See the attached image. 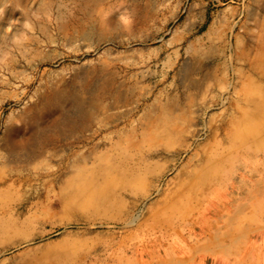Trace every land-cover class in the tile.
I'll return each instance as SVG.
<instances>
[{
  "label": "rangeland",
  "instance_id": "1",
  "mask_svg": "<svg viewBox=\"0 0 264 264\" xmlns=\"http://www.w3.org/2000/svg\"><path fill=\"white\" fill-rule=\"evenodd\" d=\"M39 1L0 0V264H264V0ZM189 42L226 51L205 125L166 105Z\"/></svg>",
  "mask_w": 264,
  "mask_h": 264
},
{
  "label": "bare ground",
  "instance_id": "2",
  "mask_svg": "<svg viewBox=\"0 0 264 264\" xmlns=\"http://www.w3.org/2000/svg\"><path fill=\"white\" fill-rule=\"evenodd\" d=\"M39 2L41 5V9L43 11L48 10V8L52 6V4L55 5L57 14L55 16V13H53V12H52L53 14L50 13L49 14L50 19H54V20L58 21V19H61L64 16V12L62 9L65 7L66 0H54V2L52 4H51V0L50 1L49 0H40ZM204 21L205 20L203 17L201 19V21H199V22H193L192 21L189 23H185L183 26L184 27V35L182 36L181 40H185L186 38L190 37L194 33V31L203 24ZM213 30H214V23L212 22L208 26V30H207L208 34L212 33ZM227 36H228V34H224L223 36L219 37V40H218V42H220L221 46H224V48L228 44ZM6 38H7L6 32L1 31L0 32V41H2L1 43H4L5 41H7ZM203 45L204 44L201 43L199 45V47H194L195 45L193 42H189V44L187 45V47L185 49V53L187 56L183 60L180 68L178 69V71L175 74V77L177 78V81H178V85H177L178 92L172 98H170L168 100V104H166V105L172 106V107L177 106L180 110L184 111L187 114V116L184 118V121H186L189 124H194V125H201V124L203 125L204 124L203 123V114L204 113L201 109L202 105L201 104L197 105L194 102L198 96V93H190V94L187 93V91H190V90L201 91V88H202L201 79L194 78L193 76L194 75H201L203 77V74L204 75L210 74L211 68L208 66V62L209 61L217 62L219 60L225 59V57H226L225 49L223 48L221 51H217V50H219V47L216 45L215 42H211L210 46L207 48L208 50H203ZM25 48H27V47L25 46ZM180 89H182L181 93H180V91H181ZM218 98H220V96ZM221 105H223V104H221ZM157 106L160 109H163V107L165 105L158 104ZM161 112H162V110H161ZM262 115H264V114H262ZM176 119H178V118L176 117ZM180 133H181V130L178 128H176L175 130H171V132H170L169 128L164 130V134H166V135H172L173 134V135L178 136ZM199 134H200V131H195L193 133V136L196 138L199 136ZM155 135L159 136L161 134L157 133ZM15 145L17 148L26 147L28 145V141L24 140L21 142H17ZM128 174H129L128 177L123 178V181H125V182H122V184H121V186H123L124 188L131 186L135 182H138L140 179L138 171L137 172H130ZM112 185H114V184H112ZM233 191H236V189L233 188ZM219 200H220V198H216V199H214L213 203H215V204L217 203V205H219L220 204ZM240 206H239V208H240ZM262 209L264 210V206L259 207V210H262ZM237 210H239V209H237ZM199 237L202 238L203 233L199 234ZM260 238L255 239V242H257V244H258L257 240H259ZM263 241H264V236H263ZM148 247H149V249H147L145 251L143 250L144 252L142 253V255H140V258L138 260V261L142 262L143 264L148 263L147 261H145V259L150 260V259L155 258L154 254L152 255L151 252H154L153 249H155V251L156 250L159 251V242L154 241V242H152V246L149 245ZM182 249H184V248H182ZM184 252H187L186 248L184 249ZM149 254H151V256H152L151 258H147V257H149L148 256ZM159 254H161V253H159ZM140 259H143V260H140ZM170 260L171 259H169L168 261L170 262ZM159 264H169V263L168 262L164 263L163 261H161ZM203 264H224V263L219 258H217V259H212V260L208 259L206 262H203Z\"/></svg>",
  "mask_w": 264,
  "mask_h": 264
}]
</instances>
